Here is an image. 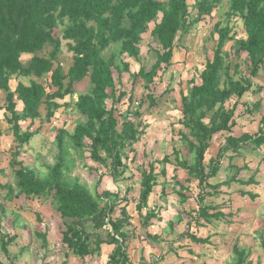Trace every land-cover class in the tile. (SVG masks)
I'll return each instance as SVG.
<instances>
[{"label": "trees", "instance_id": "1", "mask_svg": "<svg viewBox=\"0 0 264 264\" xmlns=\"http://www.w3.org/2000/svg\"><path fill=\"white\" fill-rule=\"evenodd\" d=\"M221 3L222 0H195L191 10L196 12L192 16L187 0H0V91L5 93L2 114L16 143L15 149L10 151L14 184L0 183V188L6 189L7 200L21 195L51 198L65 227L61 233V242L66 246L65 258L71 252L84 260L100 255L102 246L108 245L113 248L107 264L130 263L127 241L129 235L135 236V232L128 234L125 230L131 223L127 198H120L119 192H99L97 188L104 176H108L113 184L125 178L130 159L128 153L134 152L133 145L145 134L147 127L140 108L144 103L148 108L156 106L158 98L152 84L171 65L177 34L189 31L211 16ZM221 15L212 28L211 33L216 35L213 55L200 71V81L196 82L192 77L186 81L185 89L179 91L181 118L178 123L187 130L180 129L179 135L189 157L181 158L179 150L173 149L176 168L186 171L185 182L188 183L185 186L177 181L179 190L175 191L184 203L189 198L184 192L190 189L191 181H196L197 208L191 218L207 224L226 215L233 217L232 212L225 214L220 206L207 204L208 197L223 194L221 187L234 182L243 186L257 184V169L246 179L238 177L243 168L233 163L234 155L245 150L252 154L264 148V115L260 117L255 133L233 134L237 127L238 103L246 94L263 90V86L254 88V78L264 68V0H228L227 9ZM235 19L242 22L244 38L235 36L232 25ZM151 22L154 26L150 34L157 44L154 48L156 59L149 70L141 66L137 72H132L127 58L139 59L141 35L147 32ZM59 26H62L61 35H56L54 30ZM62 40L72 53V62L66 72L58 59ZM230 41H233L230 49L236 62L225 50ZM46 45L52 47L48 56L37 55ZM241 53L246 54L247 72L239 62ZM24 55H31L26 64L22 60ZM114 71L118 73L117 82ZM124 72L132 78V84L137 78L143 80L145 92L139 100L134 99L132 89L128 94L117 88ZM46 74H50L48 87L37 81ZM18 77L28 78V84L18 81L11 89V79ZM85 78L90 84L74 103L83 120L76 123L71 132L64 127L56 129L54 163L47 165V171L43 173L18 160L22 147L39 134L42 115L50 122L59 108L68 107L69 104L59 101L72 95L75 83ZM123 98H127V107L116 114V105ZM17 101L22 106L19 111ZM260 106V101L252 105L254 110ZM42 109H45L44 114ZM249 111L247 107L245 112ZM36 122L39 125L34 128ZM2 133L0 124V137ZM217 134L224 135L223 142L207 159ZM228 152L232 154L228 156L226 169L234 172L221 182L211 183L210 179L218 175L222 159ZM74 155L96 164L89 166L91 172L98 173L93 190L77 176L69 175ZM130 161H134V157ZM167 164L170 159L164 155L142 164L139 171L140 189L135 208L145 228L152 225L154 219L160 220L159 210L154 211L149 202L155 201L156 194H152L156 186L161 185L158 200L168 195L165 186L158 182L160 175L166 176ZM158 165L161 166L159 171ZM101 167L104 168L102 172ZM0 175H4L2 168ZM240 195H247L251 200L257 197L256 193L245 190H240ZM117 207L119 214L115 216ZM143 209H146L145 213ZM5 213L0 204V221L5 218ZM37 218L41 219V216L37 214ZM36 235L42 240L43 248L47 247V230L36 231ZM183 235L198 243L209 241L208 236L197 237L189 231ZM259 236L264 249V235L259 232ZM17 237L4 232L0 223V249L9 264H15V256L11 255L9 247ZM146 238L159 242L158 236L148 232ZM233 252L235 260L232 264H251L248 261L250 250L240 249L235 244ZM66 263L65 260L62 264ZM0 264L6 263L0 259Z\"/></svg>", "mask_w": 264, "mask_h": 264}, {"label": "rangeland", "instance_id": "2", "mask_svg": "<svg viewBox=\"0 0 264 264\" xmlns=\"http://www.w3.org/2000/svg\"><path fill=\"white\" fill-rule=\"evenodd\" d=\"M163 1V0H162ZM165 1V0H164ZM195 0H187L189 9L191 10ZM228 0H222V3L216 8L211 16L205 17V19L193 26L189 31L185 33H178L175 41V49L171 65L163 70L162 75L157 77L152 84V90L154 95L158 98L156 106L152 108L147 107V103H144L140 108L142 111L144 123L147 124L145 134L141 136V139L133 145L134 152L128 153L129 158L134 157V161H127L128 171L125 174V178L120 180L117 184H113L108 176H104L102 181L97 188L99 192L103 190H111L112 192H119L120 198H127V211L131 216L130 225L126 226L125 230L128 234L135 231L136 237L129 235L127 241L129 259L137 260L139 257V246L143 240H148L144 236V232L147 231V227L141 225L138 212L135 208L138 201L139 189H140V169L142 164L146 163L150 159H161L164 155L169 156L170 164L166 165L167 174L165 177L159 176L158 182L163 184L168 193L165 198L158 201L161 193V185L154 188L152 195L156 194L155 201L149 202V206H155L154 211L158 206L163 208L161 214L165 215V218H171L169 212L166 210H181L189 209L190 206H196L197 202L193 199L197 195L196 181H191L189 184L188 191L184 192L189 194V202L182 203L180 201L179 194L175 190H179V185L176 184L178 181L180 184L188 186L185 182L186 171L176 168V162L174 159L173 149L179 150L181 158L189 157L187 149L185 148L182 140L180 139L179 130L183 129L178 123L181 118L180 114V89H185L186 81L192 77L195 78L196 82H199V73L204 68L206 61L212 58L213 48L215 45L216 35L213 36L212 28L214 23L219 19L220 15L227 9ZM196 10H191L192 16L195 15ZM222 16V15H221ZM233 31L235 32L236 38H244L245 32L241 20L235 19L233 21ZM154 24H149L147 32L141 35L142 40L140 42V56L139 59L127 58L130 63V70L137 72L138 69L143 66L146 70H149L156 59L154 48H157V44L153 41V37L150 34ZM61 28L54 30V34L61 35ZM59 31V33H58ZM233 41L226 44L225 50L231 53L230 59L236 62V59L231 51L230 47ZM50 45H46L41 51L36 54L42 57H46L51 50ZM239 62L242 63L243 71L247 72L248 66L246 64V54L241 53ZM31 55H24L22 57L23 63H28ZM58 59L63 66L65 72L72 62V53L67 50L66 41L62 40V52L58 56ZM238 61V59H237ZM114 78L117 82L118 73L114 71ZM50 74H46L43 78L38 79V82L43 83L46 87L49 85ZM21 81L24 84H28V78L18 77L11 79V89H14L17 82ZM88 78L83 81L75 83L74 93L66 96L60 103L66 102L69 104L68 107L62 106L56 111L55 117L49 122L46 121L44 115H42V125L39 129V134L34 136L31 141L22 147L21 154L18 160L23 162L25 165L35 167L40 172L45 173L46 166L53 164L55 161L56 146H55V134L56 129L60 127L66 128L69 132L72 131L73 127L79 121L83 120V117L79 115L75 109L74 103L80 93L86 90L89 85ZM254 88L256 86H263V90L258 93H248L238 103L235 119L237 127L233 134L239 135L242 132L255 133L259 126V120L264 115V68H261L257 78H254ZM117 88L124 89L127 93H130V89L134 92V99L139 100L145 89L143 88V80L137 78L135 83L132 84V78L128 73H123L121 76L120 84L117 83ZM55 89V88H54ZM53 89V90H54ZM166 89L168 91L163 93ZM235 99L229 101L227 104L230 106ZM260 101L261 106L258 109H253L252 105ZM127 98H123L121 102L116 105V114L123 112L127 107ZM226 104V105H227ZM5 105V93L0 91V124L3 130L2 136L0 137V168L4 170V175H0V183L4 184L9 182L14 184V173L10 167L11 150L15 149V141L8 129V124L4 121L3 112ZM21 104L17 101L16 109H21ZM249 107L250 111L245 112L246 108ZM42 114L45 113V109H42ZM39 125V122L35 123L34 128ZM25 126V125H24ZM23 126V127H24ZM223 136L217 134L213 139V144L209 153H207V159L210 155H214L217 151L218 145L223 142ZM129 150V148L127 149ZM232 154L228 152L227 155L222 159V167L218 172V175L210 179L211 183H218L226 179V176L232 174L234 170H227L228 156ZM74 163L69 175L71 177L77 176L81 182L85 183L90 189H94L98 173L91 172L89 166H96L91 160L86 158L85 160L74 155ZM88 156V153L85 154ZM262 157V159H261ZM233 163L237 166H241L243 170L238 175L239 178L246 179L253 175L254 170L255 179L257 184L250 186H243L236 182L230 185L221 187V193L214 197H208L206 199L207 204H214L220 206V208H230L232 216L239 218L241 222L248 228L249 243L256 244L255 250L259 255V262H264V249L260 244L259 232L264 235V148H261L258 152L252 154L248 151H243L237 155H234ZM244 165H246L244 167ZM176 168V169H175ZM161 169V166H157V171ZM101 172L104 168L101 167ZM129 190V191H127ZM240 190L251 191L257 194L254 200H251L246 195L242 197ZM225 193V194H224ZM6 189L0 188V204L5 208V218L0 223L4 232L10 234H16L18 237L15 240L9 250L12 256H15V264H62L65 260L66 264H107L108 252L112 246H104L103 251L96 257H86L84 260L73 256L69 252V257L65 258L66 246L61 242V233L65 229L63 221L60 218L59 213L54 209L51 204V198H37V197H25L23 195L14 197L11 200L5 198ZM228 195V197L222 196ZM227 201H222V200ZM189 204V205H188ZM188 205V207H187ZM121 206V205H120ZM165 208V210H164ZM239 209V213L236 210ZM146 212V209H143ZM186 212V211H184ZM37 214L41 216V219L37 218ZM119 214V207L116 208L115 216ZM186 214V213H185ZM169 215V216H168ZM195 216L191 214V217ZM162 219L158 221L154 219L152 222L155 225L154 229L151 230L159 233L160 228L165 227L167 220ZM187 222H182L178 230L179 232L185 225L186 229L191 225L194 219L189 217ZM16 220L13 226V221ZM191 220V223H190ZM236 222L240 223L236 219ZM234 223V222H233ZM151 226V225H150ZM237 229L241 226H236ZM109 228V227H108ZM235 229V228H234ZM47 230V247L42 246V240L37 237L36 231ZM162 235V233H161ZM178 236V233H175ZM183 236V235H182ZM140 240V242H139ZM175 241V239H171ZM143 243V242H142ZM130 246V247H129ZM136 247V249L133 248ZM0 259L9 264V260L5 257L0 249Z\"/></svg>", "mask_w": 264, "mask_h": 264}, {"label": "crops", "instance_id": "3", "mask_svg": "<svg viewBox=\"0 0 264 264\" xmlns=\"http://www.w3.org/2000/svg\"><path fill=\"white\" fill-rule=\"evenodd\" d=\"M189 194L190 193L187 195L189 196ZM222 196L229 198L228 195ZM189 200L190 198H188L187 202H189ZM193 200L196 202V199ZM222 201L225 202L227 200L224 199ZM151 208L155 209V206H152ZM196 208L197 205H192L189 209L181 210L182 212L179 211L180 209L166 210L169 212V215H171V218H165V215L160 213L163 208L158 206L156 209V211L159 210L160 215V220L158 221L165 218L167 224L165 227L160 228L161 231L157 233L154 230H151V232L149 230L151 227L155 228V225L153 224L155 222H152V225L147 227V231L144 232V236L146 237L147 232L150 235H156L159 238V242L149 239L143 240V243L141 242L139 246L138 259L131 260L129 264H232L235 260L233 252V246L235 244H238L240 249L251 251L248 258V261H250L251 264H264L263 261L259 262L261 259L259 258L260 254L255 250L256 244L249 243L250 238L247 235L248 228L241 222L240 215L238 216L239 218H236L240 223L236 222V219L234 218L236 216L230 217L227 215L223 219H212L209 224L202 220H200L199 223H197V221H192L191 223L190 220L191 225L187 229L186 227L188 225H185L183 229L176 232L182 222L188 221L186 217L191 218V214H196ZM221 210L225 214L232 211L230 208L225 207L221 208ZM236 212L239 213V209H237ZM236 226H241V228L237 229ZM188 231L190 234H194L197 237L204 238L208 236L209 241L205 243L194 242L183 235V233ZM175 233H178V236H175ZM133 237H136V235ZM171 239H175V241H171ZM104 246H102L101 252L103 251ZM112 248L113 246L110 251ZM133 248L136 249L134 246ZM88 257L98 258L96 255Z\"/></svg>", "mask_w": 264, "mask_h": 264}]
</instances>
